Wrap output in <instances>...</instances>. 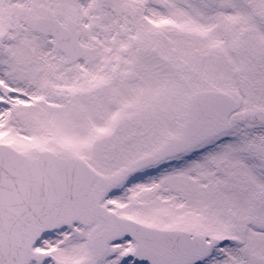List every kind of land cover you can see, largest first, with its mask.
<instances>
[{
  "label": "snow or ice",
  "instance_id": "obj_1",
  "mask_svg": "<svg viewBox=\"0 0 264 264\" xmlns=\"http://www.w3.org/2000/svg\"><path fill=\"white\" fill-rule=\"evenodd\" d=\"M0 264H264V0H0Z\"/></svg>",
  "mask_w": 264,
  "mask_h": 264
}]
</instances>
